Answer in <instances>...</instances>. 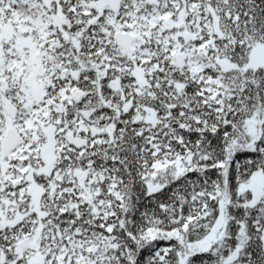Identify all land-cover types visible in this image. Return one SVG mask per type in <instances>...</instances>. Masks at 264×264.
Returning <instances> with one entry per match:
<instances>
[{
  "label": "snow or ice",
  "instance_id": "snow-or-ice-1",
  "mask_svg": "<svg viewBox=\"0 0 264 264\" xmlns=\"http://www.w3.org/2000/svg\"><path fill=\"white\" fill-rule=\"evenodd\" d=\"M0 264H264V0H0Z\"/></svg>",
  "mask_w": 264,
  "mask_h": 264
}]
</instances>
